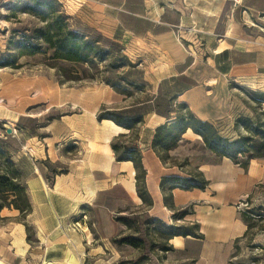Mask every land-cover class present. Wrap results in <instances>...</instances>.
Instances as JSON below:
<instances>
[{"label": "crops", "instance_id": "0c3cea01", "mask_svg": "<svg viewBox=\"0 0 264 264\" xmlns=\"http://www.w3.org/2000/svg\"><path fill=\"white\" fill-rule=\"evenodd\" d=\"M8 1L0 0V7ZM79 1L83 4V11L102 21L101 28L108 37L116 38L120 33L119 38L123 42L148 43V57L156 58L163 55L168 59L170 66L157 84V91L160 89L163 91L164 81L169 80L171 84L168 92H171L169 97L171 103L174 106L186 104L202 121L215 125L236 117L238 102L230 88L231 82H245L252 88L264 92V0ZM188 3H193L196 10L232 11L230 29L223 42L226 45L218 49L209 58L211 62L205 65L211 71L206 72L205 67H197L198 60L193 62L175 36L174 29L184 28L187 22L185 10ZM87 90L88 87L85 88V91ZM81 93L84 94V91ZM98 93L99 90L96 89L94 94ZM109 98L112 100L110 103L115 104L123 100L114 92L109 94ZM83 101V105L72 102L63 104H72L77 111L48 124L47 128L52 129L46 137V143L35 142L37 138L24 140L25 147L35 158L32 165L23 157L15 162L29 190L33 204L32 214L36 219L33 223L38 235L49 236L48 242L51 244L50 238L60 236L65 230L59 229L65 227L62 222L61 225V219L87 214L96 221L94 229L98 237L96 250L101 249L104 252L106 242L121 235L125 230V225L115 220L117 213L129 205L141 206L143 201L137 193L133 162L117 161L111 148V141L115 137L129 131L113 121H99L97 112L101 103L92 104L87 99ZM27 108V101L11 103L9 112L13 117H10V120L18 122L23 118ZM174 118L173 112L170 115L150 112L145 115L144 124L139 130L143 165L147 172L146 186L153 200V206L147 209V212L151 216L164 215L171 218L175 211L179 212L193 205V214H187L184 219L199 225V234L202 238L175 237L171 241L175 249L178 252L184 250L192 264H229L237 241L248 231L243 216L244 202L258 186L264 185V159L252 160L247 169L228 158H219L218 162L198 165L209 181V186L205 190L175 189L173 202L176 210H170L164 204L160 189L162 177L189 175L178 167L163 165L152 149V142L156 129ZM187 136H190L188 138L190 142L194 140L193 138L202 141V138L192 130H188L183 137ZM62 141L77 146L81 160L74 167H69L66 173L56 174L54 184L47 189L48 185L38 166L44 158L45 160L50 158L55 145ZM181 142L182 140L179 144ZM179 149L180 145L170 151V155L190 156L185 148L182 152H179ZM146 154L147 160L144 157ZM25 170H29L30 174L24 172ZM35 171H38L39 176L33 177ZM12 229L19 230L18 243L21 252L27 256V259L23 260L24 255L20 254L21 264L60 262L53 256L56 250L50 246L33 248L26 244L25 226L17 223ZM37 249L42 251L41 261L45 259L41 263L32 262L35 258L40 260ZM74 250L79 257L78 264H83L91 255V246L85 243ZM64 253L66 254L65 251ZM68 254L70 255V252ZM72 260L67 258L64 262L75 264Z\"/></svg>", "mask_w": 264, "mask_h": 264}, {"label": "rangeland", "instance_id": "374dc122", "mask_svg": "<svg viewBox=\"0 0 264 264\" xmlns=\"http://www.w3.org/2000/svg\"><path fill=\"white\" fill-rule=\"evenodd\" d=\"M41 1H46L47 4L41 6ZM82 5L79 0H9L0 7V151L4 152V155H0V174H11L14 169L17 170L31 205V210L27 213H21L14 208H4L0 211V264H21L22 258L27 259L18 243L19 230L12 229L17 223L25 226L26 244L33 248L50 246L55 249L53 256L60 261L58 264H65L67 258H72L73 263L75 261V264H78L79 257L74 249L81 247L83 243L91 246V255L83 264H192L184 250L178 252L175 249L171 242L175 237L169 240L170 231L166 225L178 227L180 233H197V223L185 221L182 217L184 213L193 214V205L174 212L171 218L164 215L151 216L147 212V209L151 208L149 203L127 206L125 210L117 213L116 217L128 219V226H125L121 235L106 242L104 252L101 249L96 250V221L87 214L59 219L60 223L65 224V227L59 229L65 230L60 236H52L51 244L48 242L49 236L37 233L33 223L36 219L32 214L33 204L29 190L15 161L23 157L31 165L35 162L34 156H31L30 150L23 142L25 139L37 138L35 142L46 143V137L52 129L47 128L48 124L77 111L74 105L63 104H82L83 100L87 99L92 104L101 103L97 115L101 107L106 106L111 110L128 109L144 114V120L145 115L150 112L164 115L173 112L176 116L178 111V104L174 106L169 99V80L164 81L163 91H157V84L170 66L169 60L163 55L148 57V43L123 42L119 38L120 33L116 36L118 39L108 37L101 28L102 21L83 11ZM186 7L187 22L184 28H175L174 33L193 62L198 60L196 66L205 67L211 62L209 58L226 45L223 42L230 29L232 11L196 10L193 3H188ZM54 10L62 15V26L98 41L103 48L111 52L110 56L104 62L94 61L90 64L53 60V51L49 50L45 54L19 56L17 43L22 39V35H14V31L32 35L34 30L46 28L48 23L53 26L56 22ZM4 61H13L16 64L2 67L1 63ZM204 71L211 70L205 67ZM128 83L137 85V88ZM112 86H116L125 94L116 92ZM87 87L88 90L85 91ZM230 88L238 102L236 117L215 124L216 127L225 138L236 140L240 136L252 137L256 148L262 147L263 136H255L245 125L236 124L240 118L250 119L255 125H262L261 130L264 132V103L261 102L264 92L245 82H231ZM96 89L99 90L98 94H94ZM83 91L84 94L81 93ZM112 92L121 96L122 102L110 103L112 100L109 94ZM21 101H27L28 108L23 113V118L14 122L10 120V117H13L9 112L10 104H18ZM142 125L138 128V134ZM189 137H183L181 144H178L179 152L185 148V151L190 153L189 157L182 154L177 161L185 171H201L198 165L219 161L217 155L205 148L203 141L193 138L190 142ZM138 145L140 146L139 140ZM144 157L147 160V154ZM241 159L244 161L245 158ZM79 160L81 155L77 146L64 141L55 145L50 158H44L42 163L38 162L40 174L48 185L47 189L54 184L56 174L66 173L67 169L74 167ZM24 172L30 174L29 170ZM35 175L39 176L38 171H35L33 177ZM24 195L23 193L21 198H17L19 206H22V201L27 200ZM63 204L65 203H61ZM244 204L243 216L246 217L250 229L237 241L229 264H264V185L258 186ZM131 238L140 240L139 248L113 242L114 239L120 242ZM88 241L92 245L88 244ZM23 245L25 247V243ZM37 250V256L40 258L42 251ZM20 254L24 256L20 258ZM41 258H35L37 261L32 259V262L41 263L45 260L41 261Z\"/></svg>", "mask_w": 264, "mask_h": 264}, {"label": "trees", "instance_id": "16d2710c", "mask_svg": "<svg viewBox=\"0 0 264 264\" xmlns=\"http://www.w3.org/2000/svg\"><path fill=\"white\" fill-rule=\"evenodd\" d=\"M46 1H41L40 5L45 6ZM34 10V9H32ZM57 10L53 11L56 15V22L53 26L47 25L46 28L34 30L32 35H27L20 31H14V35L21 34L22 39L18 41L19 56H33L36 54H45L47 50L53 51V60L66 61L70 63H84L90 64L94 61L104 62L111 52L103 48L98 41L87 38L79 32L69 30L64 24L62 15L58 14ZM62 22V23H61ZM41 32V35L39 33ZM46 46V47H45ZM16 63L11 61H4L1 63L2 67L14 66ZM135 88V84L128 83ZM118 93L125 94L116 86H112ZM261 102L264 103V95H262ZM177 115L174 120L169 121L159 126L154 135L152 142V149L159 157L163 165L170 167H178L182 172L189 175L188 177L170 176L162 177L160 182V189L163 194L164 204L170 210L175 211L173 202V191L181 189L191 191L194 189L205 190L209 186V181L204 173L195 169L194 173L185 171L182 165L177 161L179 157H172L170 151L178 147L179 142L188 130H192L196 135L202 138L204 146L207 150L217 155L219 158H228L235 164L247 169L249 163L254 159H264V143L262 147L256 148L252 137L240 136L236 140L225 138L221 135L219 129L213 123L202 121L198 119L191 109L186 104L177 105ZM97 119L113 121L119 127L129 131V134H121L115 137L111 142V148L115 153L117 161H131L136 170V186L138 196L143 203L153 206V200L147 191L146 175L147 172L143 165V155L140 146L138 145L139 134L138 128L144 123V114L134 112L133 110H111L106 106H102ZM245 125L249 131L255 136H263L264 132L261 130L262 125H255L250 119L240 118L236 125ZM124 140H130L126 142ZM0 155H4L0 151ZM241 158H245L244 161ZM187 160V159H186ZM9 164L12 162L7 161ZM168 185V186H167ZM27 199L22 201V206H19L17 198H21L22 194ZM12 198V199H11ZM4 208H14L21 213H27L31 210V205L26 195V187L22 185L19 178L18 171L14 169L13 173L0 174V211ZM176 212V211H175ZM188 213L182 215L183 219ZM116 221L128 226V219L116 217ZM248 229L249 223L244 218ZM170 231L171 240L174 237H188L202 238L199 234V225L197 224V233H180L178 227L174 225H166ZM115 244H127L135 248H139L141 243L139 239L131 238L128 240L118 241L114 239ZM170 249H166L169 251Z\"/></svg>", "mask_w": 264, "mask_h": 264}]
</instances>
